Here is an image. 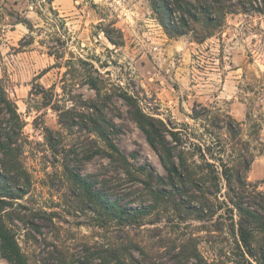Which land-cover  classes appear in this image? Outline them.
Here are the masks:
<instances>
[{"label":"rangeland","instance_id":"rangeland-1","mask_svg":"<svg viewBox=\"0 0 264 264\" xmlns=\"http://www.w3.org/2000/svg\"><path fill=\"white\" fill-rule=\"evenodd\" d=\"M18 18L31 21L32 31L16 25ZM237 19L249 29L264 30V15L256 13L228 16L224 28L236 27ZM164 34L150 0H53L51 5L48 0H0V81L23 122L22 131L18 125L12 129L18 160L5 162L0 150V173L9 180L11 194L1 200L5 222L29 264H199L196 257L215 264H256L241 257L238 225L248 218L230 203L251 205L264 215V181L248 179L242 158L249 160V140L232 139L222 116L213 127L214 111L211 119L204 115L197 122L160 109L142 72L156 65L151 39ZM180 39L193 40V35ZM125 95L170 131L182 132L180 149L203 178L207 172L197 167L201 152L217 165L218 190L210 183L202 186L215 213L192 211L197 203L179 211L168 197L155 203L149 184L166 194L173 190ZM1 122L8 132L9 123ZM102 129L129 166L111 160V151L95 132ZM217 160L226 165V177ZM71 172L144 215L129 221L105 214L83 197ZM254 236L253 248L261 257L264 234ZM0 264H9L1 250Z\"/></svg>","mask_w":264,"mask_h":264},{"label":"trees","instance_id":"trees-1","mask_svg":"<svg viewBox=\"0 0 264 264\" xmlns=\"http://www.w3.org/2000/svg\"><path fill=\"white\" fill-rule=\"evenodd\" d=\"M53 0H48L51 5ZM151 7L159 24L164 29L167 36L171 39H178L184 36L193 35V41L197 43H203L207 39L215 36L220 32L226 23V19L231 15L250 14L256 13L264 15V0H150ZM17 4V1H15ZM14 17V14H11ZM16 25L22 24L32 31V23L28 19H17ZM65 27V24L63 25ZM66 31L67 28L65 27ZM104 34L107 39L114 45L118 46L114 37L109 31L105 30ZM22 45V43H21ZM50 55H56L55 52H51ZM57 58H62L57 56ZM82 65L89 66V62L82 61ZM87 72V68L83 67ZM93 68V66H92ZM94 87H98L97 84H93ZM99 90L98 88H96ZM131 109V115L133 119L144 133L148 143L159 155L161 162L168 174V181L173 193H165L163 190H154L151 185L148 186L151 189V194L158 205L166 197L170 199V202L176 207L177 210L182 209L190 210L191 204L197 203L192 206V211H197L198 214L203 215L208 213H215L214 204L211 199L205 194L202 188L203 184L210 183L211 187L218 190L219 187V172L216 164H212L205 159L202 152V164L198 165V169L206 171L207 175L203 178V173H197L192 165H189L188 158L186 157L185 150H181L182 146V132H173L161 120H156L153 117L148 116L143 110L135 103L131 96H122ZM212 111L206 107L194 109L191 118L194 121H199L202 116L211 117ZM220 116L216 115L212 126L216 127L217 120ZM226 119L227 134L232 136V139L242 134L240 124L235 122L229 116H223ZM6 120L9 123L8 132H3L1 129V120ZM211 119V118H210ZM18 125L20 131L23 130V122L21 115L18 112L17 105L10 99L5 88L0 81V150L5 157V162L18 160L17 149L13 147L12 130ZM188 128V126H186ZM112 128V127H111ZM113 129V128H112ZM99 138H101L106 147L111 151L110 158L124 166H129L127 158L119 151L118 147L113 143L112 139L107 135L105 130L95 131ZM257 133V132H256ZM255 133V134H256ZM169 135L172 138L170 142L167 138ZM249 150V148H248ZM247 167V174L250 170L251 163L253 161V154H249V160L245 161ZM214 159V158H213ZM4 160V159H3ZM222 169V175L226 177L227 167L221 160H217ZM6 165V163H5ZM147 173V168L144 169ZM73 183L82 192L83 197L93 203L102 212L116 219L127 218L129 221H137L144 215L141 209L133 208L127 209L121 206L120 203L110 198L102 189H100L95 181L86 179L80 174L71 172L70 174ZM148 178L153 179V174L149 173ZM162 182L163 179L159 178ZM239 184L244 185L242 180H238ZM9 180L5 175L0 173V250L1 256L9 264H29L26 255L23 253L15 235L11 229L7 226L5 215V202L1 200L3 197H11L10 192L7 190ZM231 187V180H228ZM199 191V192H196ZM196 193H201L197 196ZM220 192H217V194ZM17 195V194H16ZM211 195V194H210ZM213 195H211L212 197ZM180 199L178 200L177 199ZM188 198L190 201L186 203L184 200ZM216 196V201H220ZM12 199H16L12 197ZM199 199V201H197ZM240 211L241 216L248 218V220L241 221L238 225V238L242 246L241 257L245 261L246 255L250 257L256 264H264V237L259 246L261 257H258L254 251L253 244L255 241V232L264 234V215L255 210L251 205L248 208H244L242 204H234ZM185 205V206H184ZM237 205V206H236ZM262 212H264V206H260ZM241 248V247H240ZM199 264H215L203 261L196 257Z\"/></svg>","mask_w":264,"mask_h":264},{"label":"crops","instance_id":"crops-1","mask_svg":"<svg viewBox=\"0 0 264 264\" xmlns=\"http://www.w3.org/2000/svg\"><path fill=\"white\" fill-rule=\"evenodd\" d=\"M238 20L203 43L151 39L157 67L142 74L160 109L189 119L206 107L240 124L254 156L248 179L264 181V30Z\"/></svg>","mask_w":264,"mask_h":264}]
</instances>
